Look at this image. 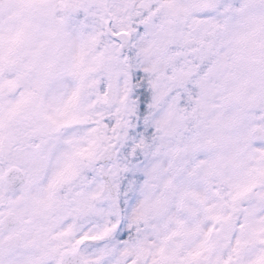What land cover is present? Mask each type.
<instances>
[{
    "label": "snow or ice",
    "instance_id": "snow-or-ice-1",
    "mask_svg": "<svg viewBox=\"0 0 264 264\" xmlns=\"http://www.w3.org/2000/svg\"><path fill=\"white\" fill-rule=\"evenodd\" d=\"M0 264H264V0H0Z\"/></svg>",
    "mask_w": 264,
    "mask_h": 264
}]
</instances>
